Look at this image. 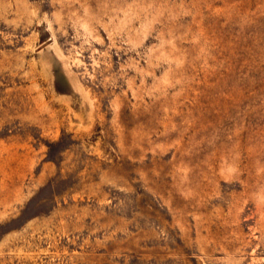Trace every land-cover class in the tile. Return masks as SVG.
Wrapping results in <instances>:
<instances>
[{
    "label": "rangeland",
    "instance_id": "374dc122",
    "mask_svg": "<svg viewBox=\"0 0 264 264\" xmlns=\"http://www.w3.org/2000/svg\"><path fill=\"white\" fill-rule=\"evenodd\" d=\"M0 264H264V0H0Z\"/></svg>",
    "mask_w": 264,
    "mask_h": 264
}]
</instances>
